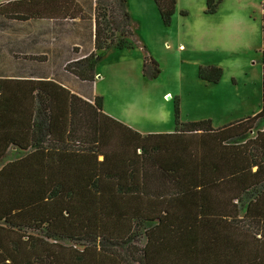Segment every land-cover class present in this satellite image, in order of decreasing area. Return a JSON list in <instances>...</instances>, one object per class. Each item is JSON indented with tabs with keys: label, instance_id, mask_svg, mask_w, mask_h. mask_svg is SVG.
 <instances>
[{
	"label": "trees",
	"instance_id": "1",
	"mask_svg": "<svg viewBox=\"0 0 264 264\" xmlns=\"http://www.w3.org/2000/svg\"><path fill=\"white\" fill-rule=\"evenodd\" d=\"M220 1L206 0V12ZM154 2L170 25L177 0ZM126 3L95 0L87 17L76 0H13L0 16L93 18L94 50L66 65L93 82L110 50L134 46ZM261 7L262 105L219 128L181 122L176 103L174 132L143 134L105 113L101 96L87 101L51 79H0V264H264ZM142 69L160 73L148 53ZM221 76L199 68L208 82ZM11 146L25 154L2 164Z\"/></svg>",
	"mask_w": 264,
	"mask_h": 264
},
{
	"label": "rangeland",
	"instance_id": "2",
	"mask_svg": "<svg viewBox=\"0 0 264 264\" xmlns=\"http://www.w3.org/2000/svg\"><path fill=\"white\" fill-rule=\"evenodd\" d=\"M177 1L171 24L165 25L154 0H127L135 43L110 50L98 62L96 84L104 111L144 133L174 129L176 103L181 122L210 120L215 128L257 112L262 105V0H221L213 13L206 12V0ZM111 31L116 40L122 37ZM136 36L141 45L135 46ZM143 50L159 58L155 78L138 67ZM208 65L221 68L219 82L199 77V68ZM263 127L264 121L258 129ZM258 129L248 135L255 136Z\"/></svg>",
	"mask_w": 264,
	"mask_h": 264
},
{
	"label": "crops",
	"instance_id": "3",
	"mask_svg": "<svg viewBox=\"0 0 264 264\" xmlns=\"http://www.w3.org/2000/svg\"><path fill=\"white\" fill-rule=\"evenodd\" d=\"M10 1L13 0H0V5ZM76 1L85 10H87L86 6L90 7L93 17L95 0ZM178 6L179 2L177 1L175 12ZM181 15L184 14L181 13ZM94 30L93 18L71 20L68 18H44L21 21L0 16V79H51L69 89L72 93L92 102L95 96H99L97 92L98 84H96L98 64L95 68L93 82L79 79L67 69L66 65L76 60L75 57H82L94 50ZM136 39L137 44L135 46L141 45L140 38L136 36ZM167 43L165 42V44ZM179 47L182 48L184 45L180 43ZM143 51L144 60L147 52ZM156 58L159 60L157 55ZM143 60L138 67L143 65ZM21 99L23 100L21 106L24 109L28 102L23 98ZM7 116L4 115L5 118H8ZM4 125L7 127L4 129L13 127L7 119ZM174 131L175 128H169L168 130L147 133H172ZM140 133L147 134L143 131ZM14 154H20L19 157L14 159L20 158L25 154V150L11 146L2 158L1 163L4 164L14 160L6 158L7 155Z\"/></svg>",
	"mask_w": 264,
	"mask_h": 264
}]
</instances>
